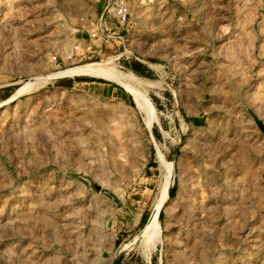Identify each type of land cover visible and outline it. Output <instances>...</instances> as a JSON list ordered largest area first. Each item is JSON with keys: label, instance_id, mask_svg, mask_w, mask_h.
Here are the masks:
<instances>
[{"label": "rangeland", "instance_id": "obj_1", "mask_svg": "<svg viewBox=\"0 0 264 264\" xmlns=\"http://www.w3.org/2000/svg\"><path fill=\"white\" fill-rule=\"evenodd\" d=\"M124 1L0 0V264H264V0Z\"/></svg>", "mask_w": 264, "mask_h": 264}, {"label": "built area", "instance_id": "obj_2", "mask_svg": "<svg viewBox=\"0 0 264 264\" xmlns=\"http://www.w3.org/2000/svg\"><path fill=\"white\" fill-rule=\"evenodd\" d=\"M103 2L100 12L96 15L94 20V29L90 36L97 39L99 42H107L109 39L115 38L113 34L106 33L108 29L106 25L116 24L120 30L128 25V18L130 10L128 4L124 0H101ZM117 28V27H115ZM115 37H114V36ZM119 42H123L122 36H117Z\"/></svg>", "mask_w": 264, "mask_h": 264}, {"label": "bare ground", "instance_id": "obj_3", "mask_svg": "<svg viewBox=\"0 0 264 264\" xmlns=\"http://www.w3.org/2000/svg\"><path fill=\"white\" fill-rule=\"evenodd\" d=\"M65 73L84 74V75L94 76V77H98V78H102L105 80L115 82L116 84H119L120 86L130 90L134 94V98L136 99L138 104L141 105L142 107L144 106L145 99L140 98V91L137 89L138 86L136 87L138 82L133 75H124L121 73H117L115 72V70H113V68L111 69L110 67H107L106 65L102 63L87 64V65L69 70L68 72L66 71ZM162 189H163V185L161 187V191Z\"/></svg>", "mask_w": 264, "mask_h": 264}]
</instances>
